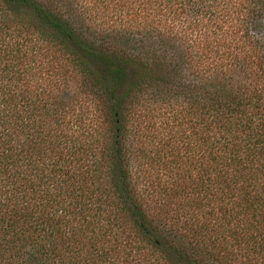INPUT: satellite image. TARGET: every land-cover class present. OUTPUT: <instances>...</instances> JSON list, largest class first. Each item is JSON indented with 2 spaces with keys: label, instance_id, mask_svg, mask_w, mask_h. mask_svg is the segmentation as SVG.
Segmentation results:
<instances>
[{
  "label": "trees",
  "instance_id": "1",
  "mask_svg": "<svg viewBox=\"0 0 264 264\" xmlns=\"http://www.w3.org/2000/svg\"><path fill=\"white\" fill-rule=\"evenodd\" d=\"M0 264H264V0H0Z\"/></svg>",
  "mask_w": 264,
  "mask_h": 264
}]
</instances>
